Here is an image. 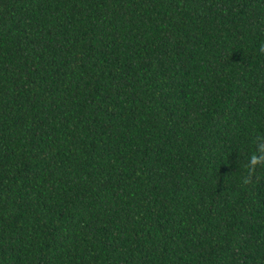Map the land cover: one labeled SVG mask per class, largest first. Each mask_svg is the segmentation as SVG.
Wrapping results in <instances>:
<instances>
[{
    "label": "trees",
    "instance_id": "trees-1",
    "mask_svg": "<svg viewBox=\"0 0 264 264\" xmlns=\"http://www.w3.org/2000/svg\"><path fill=\"white\" fill-rule=\"evenodd\" d=\"M264 0H0V264H264Z\"/></svg>",
    "mask_w": 264,
    "mask_h": 264
},
{
    "label": "clouds",
    "instance_id": "clouds-1",
    "mask_svg": "<svg viewBox=\"0 0 264 264\" xmlns=\"http://www.w3.org/2000/svg\"><path fill=\"white\" fill-rule=\"evenodd\" d=\"M261 50H264V42L261 43L260 45ZM257 148L259 151L257 152H250L249 153V160H255L261 156H264V137H261L259 140H257Z\"/></svg>",
    "mask_w": 264,
    "mask_h": 264
}]
</instances>
